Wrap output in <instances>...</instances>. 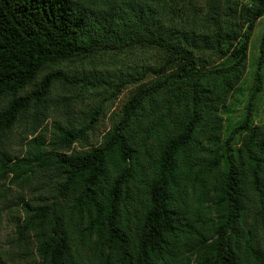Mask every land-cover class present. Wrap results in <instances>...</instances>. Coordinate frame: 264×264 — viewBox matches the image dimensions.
<instances>
[{
    "label": "trees",
    "instance_id": "trees-1",
    "mask_svg": "<svg viewBox=\"0 0 264 264\" xmlns=\"http://www.w3.org/2000/svg\"><path fill=\"white\" fill-rule=\"evenodd\" d=\"M194 3L0 0V139L32 118L24 152H0V182L41 188L38 201L21 197L12 220L30 264H264V125L254 121L252 100L230 129L223 118L264 0L234 8L207 0L201 18ZM134 47L164 57L115 79L58 70L40 77L63 62ZM212 54L223 60L208 64L203 56ZM257 63L256 92L264 33ZM147 75L155 78L144 82ZM59 79L104 96L79 126L43 128ZM131 84L117 120L88 145L104 102ZM0 264H8L1 253Z\"/></svg>",
    "mask_w": 264,
    "mask_h": 264
},
{
    "label": "rangeland",
    "instance_id": "rangeland-1",
    "mask_svg": "<svg viewBox=\"0 0 264 264\" xmlns=\"http://www.w3.org/2000/svg\"><path fill=\"white\" fill-rule=\"evenodd\" d=\"M229 2L234 8V5L238 2L244 3L245 0H229ZM206 3L207 0H195L194 6L197 7L196 11L200 18L208 11L207 6H205ZM162 5L156 6V9L166 19L167 10ZM190 16H187V23L190 22ZM198 27L197 24L195 28ZM263 33L264 18H261L257 21L249 42L245 73L232 96L226 102V111L223 113L225 129H230L245 114L246 105L250 100H252L254 109V121L264 125V84L260 85L261 89L259 91H254L256 88L254 86V76L258 69L257 62ZM163 57V52L155 48L134 47L121 53L97 55L93 59L63 62L45 69L40 77L48 72L58 70L68 76L102 75L115 79L120 71L125 73L127 71L131 72L133 69L139 70L144 66H154ZM203 57L208 64H217L223 60L217 54ZM261 67L260 72H264V64ZM154 78L152 75H147L144 82ZM135 88V84L128 85L116 98L104 102L103 113L100 115L97 125L87 133L88 145L100 142L101 136L117 120L122 104L135 91ZM30 90L31 86L26 89V92ZM103 96L104 90L101 88H83L79 84L69 83L62 79L57 80L51 87L44 104L43 113L48 118L43 121L42 127L51 126L53 123L62 127L67 125L79 126ZM31 124V114L19 118L11 130L0 139V152L14 156L21 155L24 152L25 141L32 137L28 134ZM42 127L40 129H43ZM80 145L77 143L74 148L77 149ZM37 181L40 183V180ZM41 195V188L36 183L29 190L20 191L15 185L8 186L7 183L0 182V253L8 264H30L32 261L29 252L25 254L20 244H15L12 220L19 213L18 204L22 196L38 201Z\"/></svg>",
    "mask_w": 264,
    "mask_h": 264
}]
</instances>
